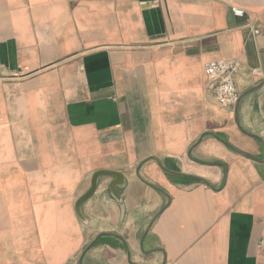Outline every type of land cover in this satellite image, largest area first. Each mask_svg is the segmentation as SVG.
I'll use <instances>...</instances> for the list:
<instances>
[{
    "label": "crops",
    "instance_id": "0c3cea01",
    "mask_svg": "<svg viewBox=\"0 0 264 264\" xmlns=\"http://www.w3.org/2000/svg\"><path fill=\"white\" fill-rule=\"evenodd\" d=\"M251 69L264 0H0V264H264Z\"/></svg>",
    "mask_w": 264,
    "mask_h": 264
},
{
    "label": "built area",
    "instance_id": "2783aa9c",
    "mask_svg": "<svg viewBox=\"0 0 264 264\" xmlns=\"http://www.w3.org/2000/svg\"><path fill=\"white\" fill-rule=\"evenodd\" d=\"M231 13L237 18L245 16L244 10L231 7ZM240 70V64L236 60L209 61L203 64V74L211 85L214 100L222 108H231L238 104L240 94L237 91L234 77ZM249 74L254 78H262L264 75L258 69H251Z\"/></svg>",
    "mask_w": 264,
    "mask_h": 264
},
{
    "label": "water",
    "instance_id": "95a60500",
    "mask_svg": "<svg viewBox=\"0 0 264 264\" xmlns=\"http://www.w3.org/2000/svg\"><path fill=\"white\" fill-rule=\"evenodd\" d=\"M100 176H113V177H116V178L118 177L117 174H115V173H107V172H97V173H95L94 176L92 177V180H91L90 189L87 191V193H85L79 199V201L77 202V208L80 207L81 204H83L88 198L91 197V195L95 191L97 179Z\"/></svg>",
    "mask_w": 264,
    "mask_h": 264
}]
</instances>
